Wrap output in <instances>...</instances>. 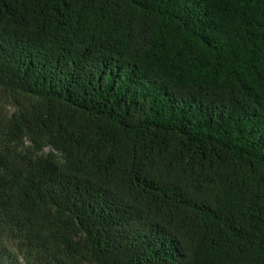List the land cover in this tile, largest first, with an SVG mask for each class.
<instances>
[{
  "label": "trees",
  "instance_id": "obj_1",
  "mask_svg": "<svg viewBox=\"0 0 264 264\" xmlns=\"http://www.w3.org/2000/svg\"><path fill=\"white\" fill-rule=\"evenodd\" d=\"M0 264H264V0H0Z\"/></svg>",
  "mask_w": 264,
  "mask_h": 264
}]
</instances>
